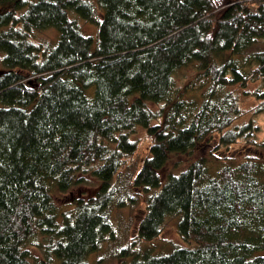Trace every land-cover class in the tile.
<instances>
[{
    "label": "trees",
    "instance_id": "trees-1",
    "mask_svg": "<svg viewBox=\"0 0 264 264\" xmlns=\"http://www.w3.org/2000/svg\"><path fill=\"white\" fill-rule=\"evenodd\" d=\"M72 13L96 26L97 37ZM52 29L55 44L36 40ZM0 63V264H90L113 234V209L125 204L116 181L139 152V128L151 146L131 186L156 192L118 257L264 264L256 256L264 252V163L214 171L201 157L163 176L174 156L213 138L215 150L264 148L254 119L238 125L249 113L239 98L223 94L261 81L249 94L253 113L264 111V0H0ZM189 66L195 74L178 87L177 73ZM86 175L100 183L97 195L62 212L57 195ZM168 218L187 246L159 256L138 250L161 238Z\"/></svg>",
    "mask_w": 264,
    "mask_h": 264
},
{
    "label": "rangeland",
    "instance_id": "rangeland-1",
    "mask_svg": "<svg viewBox=\"0 0 264 264\" xmlns=\"http://www.w3.org/2000/svg\"><path fill=\"white\" fill-rule=\"evenodd\" d=\"M97 4V0H89ZM72 19L77 20L83 32L87 36L96 38L98 29L96 26L89 24L79 16L71 15ZM37 41L45 44L53 45L58 40V33L55 30H48L44 32H35ZM263 46V45H261ZM253 53V51H252ZM248 53L245 56L248 59L247 71L255 69L256 65L250 61ZM5 71L3 65L0 63V74ZM196 69L193 66L182 69L176 75V82L178 87L184 86L189 79L195 74ZM262 88L261 81H252L247 87L226 88L223 94L234 92L239 98L240 105L243 110L249 113L238 122V125L249 123L254 119L255 125L259 127L257 132V141L260 145L264 143V111L254 114L253 110L257 107V103L249 94ZM87 95L93 98L95 95V87L87 90ZM204 91H199L194 94V97L201 102L203 100ZM156 109V107H154ZM138 141L140 149L138 154L130 160L124 167L121 176L116 181L117 196L119 201L123 200V207L118 205L112 211V225L113 234L106 236V240L101 246V249L93 254L89 262L90 264H128L132 258H119L118 254L124 248L132 244L135 238L138 227L147 213V202L151 195L156 190L145 192L143 190H134L131 186L132 178L140 170L145 159L149 156L151 140L148 138L146 131L139 128L137 134L133 137ZM218 146V139L213 138L206 144L200 146L193 153L181 156H174L163 176L170 173H180L182 170L188 168L193 162L201 157H207L212 169L217 171L223 166H238L248 159H256L264 163V148L263 146L256 147L249 144H239L234 146L231 150H215ZM262 149V150H261ZM100 183L92 175H86L85 183L76 186L68 194H58L56 202L60 210L67 211L80 199L89 200L97 195ZM123 197V198H122ZM187 245L182 241L178 233V220L175 218H168L165 222L161 238L155 241L154 244H141L138 250H153L155 256L161 254H171L176 248L186 247ZM35 255L43 259L40 251L35 249ZM264 255V252H259L256 256Z\"/></svg>",
    "mask_w": 264,
    "mask_h": 264
}]
</instances>
